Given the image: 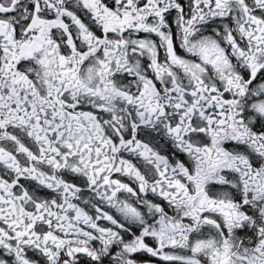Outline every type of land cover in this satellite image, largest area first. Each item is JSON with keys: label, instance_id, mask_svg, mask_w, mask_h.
Listing matches in <instances>:
<instances>
[{"label": "snow or ice", "instance_id": "6c2138e0", "mask_svg": "<svg viewBox=\"0 0 264 264\" xmlns=\"http://www.w3.org/2000/svg\"><path fill=\"white\" fill-rule=\"evenodd\" d=\"M0 264H264V0H0Z\"/></svg>", "mask_w": 264, "mask_h": 264}]
</instances>
